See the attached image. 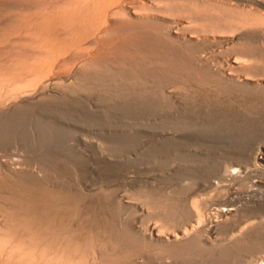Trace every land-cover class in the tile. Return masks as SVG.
<instances>
[{
  "label": "rangeland",
  "instance_id": "1",
  "mask_svg": "<svg viewBox=\"0 0 264 264\" xmlns=\"http://www.w3.org/2000/svg\"><path fill=\"white\" fill-rule=\"evenodd\" d=\"M253 1L256 5L252 13L264 17V0ZM159 18L186 21L183 16L161 15ZM36 20L48 27L47 15ZM185 29L176 34L179 37L190 35L192 44L162 40L160 31L119 28L114 32L102 26L90 47L85 41L68 47L75 63L86 64L82 74L75 72L73 64H68L37 77L31 85L14 81L5 86L2 90L11 98L16 94L33 93L34 98L20 100L18 105L25 108L28 101L36 104L30 115V122L35 126L51 123L62 127L59 136L53 133L45 136L48 137L45 143L35 142L31 137L30 142L24 139L25 146L36 149L33 154L26 151L27 147L19 145L21 149L7 148V155H57L65 157L69 166L76 157L82 158L81 155H106L111 163L91 160L90 178L96 184L93 191H102L103 187L107 199L104 205L111 211L118 207L117 193L127 212L125 216H131L137 229L149 232L155 226L159 231L158 239L163 241L168 237L174 240L172 229L182 224L176 217L175 201L168 197H178L187 185H194L195 194L190 198L193 206L199 209V203L210 201L204 218L199 216L194 221L195 226L199 225L201 235L176 242L175 246L147 245L145 259L137 258L145 264H264V198H244L241 194L250 190L251 179H264V173L251 172L238 178H226L232 165L246 164L248 153L259 155L264 146V75H252L251 82L246 84L248 91L211 87L213 91L222 90L225 96L205 92L199 99L197 110L203 111L210 106L203 124L195 123L190 117H184L183 122L178 123L182 114L175 107L181 105L182 109H188L189 105L193 109L196 104H192L193 93L177 90L174 79L177 65L180 67L186 58L200 55L209 63L236 58L252 65L264 60V26L235 32L223 28L193 33L191 28ZM137 37L142 38L138 40L148 50L143 49L139 55L131 54L130 50L127 55L115 53L118 46L124 42L130 44ZM145 37L149 39L143 40ZM110 57L114 59L102 63V59ZM233 68L235 74L248 71L246 65H234ZM3 78L0 87L5 81L15 80L16 75ZM48 81L51 84L47 94L34 93ZM210 86L207 84V89ZM176 90L182 93L181 102L177 101L176 93L172 95ZM92 124L97 126L96 130L83 127ZM176 124L189 126L195 132L191 134L194 136H184L179 143L174 137L173 141L164 144L163 133L172 138L173 130L171 133L168 128ZM211 176L217 179L209 181ZM223 196L239 204L234 215L222 217L217 214V207L211 201ZM208 225L213 226V231H205Z\"/></svg>",
  "mask_w": 264,
  "mask_h": 264
},
{
  "label": "bare ground",
  "instance_id": "2",
  "mask_svg": "<svg viewBox=\"0 0 264 264\" xmlns=\"http://www.w3.org/2000/svg\"><path fill=\"white\" fill-rule=\"evenodd\" d=\"M254 5L256 3L253 0H0V83L6 75H16L15 80L8 83L5 81L0 87V264H145L144 260L138 259H145L147 245H174L201 235L202 231L198 224L194 225V221L199 216L204 218L210 201H202L199 209L195 208L190 202L196 190L194 185H187L188 188L178 197H168L175 201L176 217H179L182 224L172 229L174 240L171 241V237H168L163 241L158 239L159 231L155 226L149 232L137 229L131 216H125L127 212L117 193L115 198L118 201V213L104 205L107 199L104 198L103 187L102 191H93L96 184L90 178L89 170L93 168L91 160L111 163L106 155H81L82 158L73 159L71 166L67 165L65 157L29 155L36 149L25 146L24 139L30 142L31 137L35 142L45 143L48 138L45 136L49 133L59 136L62 127L51 123L35 126L30 122V115L34 113L36 104L28 101L25 108L19 106L20 100L34 98L33 93L25 96L16 94L11 98L2 89L12 85L14 81L31 85L37 77L68 64H73L77 73L86 70L84 62H74V57L67 51L68 47L84 41L90 47L97 37L96 32L102 26L114 32L119 28L160 31L163 34L162 40L189 44L190 35L179 37L176 34L186 27L191 28L193 33H204L223 28L235 32L264 26V17L252 13ZM45 15L48 27L36 20ZM161 15L183 16L186 21L159 18ZM138 39L142 38H133L130 44L124 42V45L116 48L115 53L127 55L126 52L130 50L131 54L139 55L143 49L148 50ZM145 39L149 38H143ZM226 40L229 41L230 38ZM110 59L114 57L101 61L104 64V61ZM123 60L125 61L124 57ZM184 62L180 67L177 65L174 71L177 90L181 89L189 94L192 92V104L196 105L193 109L189 105L188 109H182L181 105L175 107L182 114L179 115L178 123L183 122L181 119L184 117H190L199 124L206 121V111L210 106L203 111L197 110L199 99L204 97L205 92H217L225 96L222 90L213 91L211 87L227 91L247 90L249 86L246 84L251 82L252 75H264V60L253 62L252 65L236 58L209 63L200 55L193 59L186 58ZM234 65H246L248 71L235 74ZM50 84V81L43 83L34 93L47 94ZM207 84L211 85L208 89ZM179 85L183 86L180 88ZM174 93L177 101L181 102L182 93L172 91V95ZM185 126L176 124L173 128L169 127V132L171 130L172 133L173 130V136L167 137L163 133L164 144L174 137L176 143H179L184 136H194L191 134L195 132ZM83 127L97 129L93 124ZM19 145L21 148L27 147L26 151L31 153L7 155V148L21 149ZM251 172L264 173V146L259 155L248 153L246 164L238 162L232 165L226 178H238L250 175ZM215 179L217 177L211 176L209 181L214 182ZM241 194L244 198L258 196L263 199L264 179H251L250 190ZM212 202L217 207V214L222 217L232 216L239 210V204L232 198L223 196ZM205 231H213V226H206Z\"/></svg>",
  "mask_w": 264,
  "mask_h": 264
}]
</instances>
